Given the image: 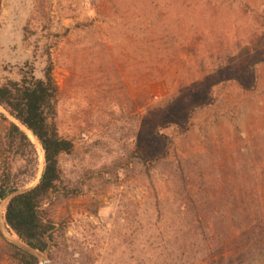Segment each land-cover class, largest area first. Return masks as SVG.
Returning a JSON list of instances; mask_svg holds the SVG:
<instances>
[{"label":"rangeland","instance_id":"rangeland-1","mask_svg":"<svg viewBox=\"0 0 264 264\" xmlns=\"http://www.w3.org/2000/svg\"><path fill=\"white\" fill-rule=\"evenodd\" d=\"M49 58L74 147L40 264H264V0H0V84ZM0 113L37 149L34 165L9 153L0 116V180L23 192L44 150ZM9 199L0 230L24 247Z\"/></svg>","mask_w":264,"mask_h":264},{"label":"trees","instance_id":"trees-1","mask_svg":"<svg viewBox=\"0 0 264 264\" xmlns=\"http://www.w3.org/2000/svg\"><path fill=\"white\" fill-rule=\"evenodd\" d=\"M53 70L49 58L43 77L38 78L33 72H27L19 81L8 80L0 84V106L32 132L45 154V167L34 187L18 192L11 170L0 180V202L10 197L6 207V223L29 249L7 241L0 230L7 257L14 264H40L39 258L31 250L44 254L53 242L55 226L44 215V205L57 192L62 181L61 156L71 153L74 147L71 140L59 134L56 125L60 90ZM196 108L189 106L187 114L191 115ZM0 116L9 122L5 137L7 151H15L29 165H34L37 161L35 144L18 125L10 122L4 114L0 113ZM168 154L167 148L156 152L152 161L159 162Z\"/></svg>","mask_w":264,"mask_h":264},{"label":"bare ground","instance_id":"bare-ground-1","mask_svg":"<svg viewBox=\"0 0 264 264\" xmlns=\"http://www.w3.org/2000/svg\"><path fill=\"white\" fill-rule=\"evenodd\" d=\"M28 131V130H27ZM28 133H29V135L34 139V136H33V134L30 132V131H28ZM35 140V139H34ZM37 142V141H36ZM38 144V146H39V148H40V150L39 151H41V157L40 158H42V160H43V158H44V156H43V149H42V147H41V145L39 144V143H37Z\"/></svg>","mask_w":264,"mask_h":264},{"label":"water","instance_id":"water-1","mask_svg":"<svg viewBox=\"0 0 264 264\" xmlns=\"http://www.w3.org/2000/svg\"><path fill=\"white\" fill-rule=\"evenodd\" d=\"M22 248L29 250L25 245H24V247H22ZM31 252L34 253L35 251H32V250H31ZM34 254H35V253H34Z\"/></svg>","mask_w":264,"mask_h":264}]
</instances>
